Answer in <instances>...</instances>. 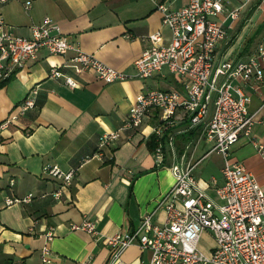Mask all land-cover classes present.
<instances>
[{
	"label": "crops",
	"instance_id": "obj_1",
	"mask_svg": "<svg viewBox=\"0 0 264 264\" xmlns=\"http://www.w3.org/2000/svg\"><path fill=\"white\" fill-rule=\"evenodd\" d=\"M157 1L176 10L188 0ZM229 2L238 7L243 0ZM255 14L259 17L254 23ZM45 17L72 36L84 52L127 74L133 73L134 60L148 46L149 34L160 31L165 40L169 38L152 0L0 2V18L18 35L30 36L31 26ZM263 18L264 0L244 6L240 19L232 24L217 16L225 26L230 25L227 39L216 51L217 60L246 61L256 55L258 46H264V27L252 40L248 37ZM72 55L43 51L38 59L0 82V121L16 111L32 90L37 91L34 107L0 134V264H108L109 248L89 233L72 229V225L91 219L101 235H112L133 229L146 213L154 212L153 220L158 223L165 218L159 202L171 188L173 177L168 170L155 167L152 141L146 137L153 118H147L130 139L123 134L121 140L104 147L101 155L96 152L99 137L119 128L138 93L178 88L175 80H168L166 75L106 84L92 71L74 75L68 70L79 84L70 88L61 78L50 77L49 72ZM260 64L263 81L244 87L250 97L248 111L254 117L252 138L239 139L233 159L244 164L264 190V158L250 142L252 139L264 145V62ZM163 79L169 83L161 82ZM185 140L186 136L179 137V148ZM200 145L194 161L207 151ZM205 158L197 166V177L204 180L202 176L208 171L210 179L221 183V157L213 154L200 167ZM46 166H57L63 172L73 170L74 176L65 184L45 174ZM206 191L214 195L212 186ZM28 194L29 201L5 206L6 197ZM50 229L53 235L47 240L45 234ZM204 240L211 241L208 235ZM45 246L49 263L42 261ZM149 258V251L141 252L132 245L123 252L121 261L144 264Z\"/></svg>",
	"mask_w": 264,
	"mask_h": 264
},
{
	"label": "built area",
	"instance_id": "obj_2",
	"mask_svg": "<svg viewBox=\"0 0 264 264\" xmlns=\"http://www.w3.org/2000/svg\"><path fill=\"white\" fill-rule=\"evenodd\" d=\"M152 1L161 13L162 26L169 30V38L165 40L160 31L149 34V44L134 60L132 74L84 52L50 17L31 26L28 37L8 29L0 18V82L38 59L43 51L58 56L73 54L49 72L50 77L61 78L70 88L79 84L68 70L74 75L92 71L106 84L171 75L178 88L138 93L119 128L99 137L96 152L101 155L104 147L121 140L123 134L130 139L147 118L154 119L146 136L153 144V161L156 168L168 170L173 177L171 188L159 202L165 210L163 222H155L154 212H150L133 229L112 235H101L91 219L72 225V229L101 240L110 250L108 264H123L121 256L132 245L141 252H150L144 264H264V190L244 164L233 159L239 139L252 138L254 117L249 114L250 97L244 87L263 81L260 62H264V46L260 44L256 55L246 61L216 58L230 26L216 17L222 15L232 24L253 0H243L238 7L230 6L229 0H188L176 10ZM36 93L32 90L16 111L0 121V134L34 107ZM180 136H186V140L179 148ZM203 141L208 149L194 161V153ZM250 142L264 158V145L252 139ZM212 153L222 159L221 183L216 178L202 180L196 175L198 164ZM44 173L65 184L74 176L73 170L63 172L57 166H46ZM13 183L11 179L10 185ZM210 186L213 196L206 191ZM30 198L31 194L23 198L9 196L5 206ZM52 235V229L45 234L47 240ZM205 235L212 241L207 250L201 246ZM48 255L45 246L44 263H49Z\"/></svg>",
	"mask_w": 264,
	"mask_h": 264
},
{
	"label": "rangeland",
	"instance_id": "obj_3",
	"mask_svg": "<svg viewBox=\"0 0 264 264\" xmlns=\"http://www.w3.org/2000/svg\"><path fill=\"white\" fill-rule=\"evenodd\" d=\"M258 17H259V15L255 14V16H254L253 19H252V20L254 21V23L256 22V20L258 19ZM167 76H168V80L174 79V78H173L171 75H169V74H167ZM168 80H167V79H163L161 82H163V83H165V84H168V83H169ZM160 86L163 87L162 83L160 84ZM200 147H203V148L208 149V144H205L204 141H203V142L201 143ZM199 152H201V150H200ZM212 157H213V154H209V155H207L206 158H205L206 160L202 163V165H201L200 167L204 166V164H205L206 162H208ZM209 175H210V174H208V171H206V173L203 174L202 177H203L204 180H209V179H210V176H209ZM210 245H211V241H210V240H203V241L201 242V246H202V248H203L204 250L209 249Z\"/></svg>",
	"mask_w": 264,
	"mask_h": 264
},
{
	"label": "trees",
	"instance_id": "obj_4",
	"mask_svg": "<svg viewBox=\"0 0 264 264\" xmlns=\"http://www.w3.org/2000/svg\"><path fill=\"white\" fill-rule=\"evenodd\" d=\"M263 27H264V18L254 28V30L252 31V33L248 37V40H252L262 30ZM152 148H153V144H152Z\"/></svg>",
	"mask_w": 264,
	"mask_h": 264
}]
</instances>
